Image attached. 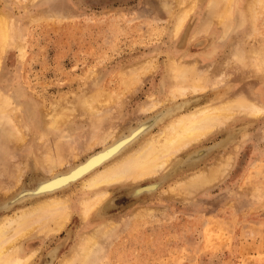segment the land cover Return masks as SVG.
I'll list each match as a JSON object with an SVG mask.
<instances>
[{"label": "rangeland", "instance_id": "rangeland-1", "mask_svg": "<svg viewBox=\"0 0 264 264\" xmlns=\"http://www.w3.org/2000/svg\"><path fill=\"white\" fill-rule=\"evenodd\" d=\"M197 1L191 20L175 37V21L170 15L175 0H0V11L11 16L16 29L15 42L2 55L0 88L3 94L15 99L16 107H21L24 125L17 124L18 130L23 126V133L14 131L23 134L20 144L19 140L15 143L16 138L9 140L12 138L5 135V126L0 128V208L16 202L13 198L21 187L51 175L45 169L43 153L59 135L66 138L62 143L67 154L76 150L73 152L79 155L77 163L95 151L100 152L114 139L103 140L90 149L94 135L102 132L105 137L114 131L116 136L141 119L170 109L171 95L176 92L171 93L175 86L166 68L168 60L185 59L192 63L197 58L198 70L207 76L204 90L194 93L191 89L186 93L188 97L174 100L191 102L183 113L246 95L264 105V77L248 73L245 76L233 69V56L239 47L247 52L252 48L264 50V9L255 22L233 23L228 33L216 22L205 31L211 0ZM239 7L235 9L236 15L241 13ZM98 94H112L113 103L98 106L99 112L90 114V118L80 112L66 121L62 130L49 129L51 135L39 137L46 125L44 110L52 113L62 100L70 98L72 102ZM150 98L156 99L153 103L166 105L159 104L151 111ZM145 107L143 115L140 110ZM91 118L99 122L90 124ZM170 119L158 123L151 134L159 136ZM137 144L122 153L127 154ZM205 147L209 149L207 156L196 164L177 168L171 165L172 169L169 167L140 183L146 187L163 179L154 192L146 190L137 198L128 194L135 187L130 182L113 185L108 198L111 208L100 215L82 216L79 201L87 192L82 187L87 176L70 184L59 193L72 204V218L67 226L48 235L40 234L38 228L23 241L25 250L37 251L31 264H49L48 255L55 250L57 255L52 263L58 264L83 235L99 229L100 247H96L93 261L101 264H264V113L258 117L236 114L180 153L177 160ZM227 157V170L202 186L190 187L191 179L204 171L206 175L213 170L214 173L220 159ZM71 163L55 171H65L75 164ZM21 209L17 206L7 214L12 216ZM3 215L0 211V217ZM106 224L111 229L107 230ZM52 226L54 223H50Z\"/></svg>", "mask_w": 264, "mask_h": 264}, {"label": "bare ground", "instance_id": "bare-ground-1", "mask_svg": "<svg viewBox=\"0 0 264 264\" xmlns=\"http://www.w3.org/2000/svg\"><path fill=\"white\" fill-rule=\"evenodd\" d=\"M197 2V0H175V9H173L170 14L171 17H174L175 21V37L178 36L186 28V25L191 20V13H193V10L196 9ZM240 5L242 8L239 7ZM169 6L167 8H169ZM237 7L241 9V13L239 15H236L235 12V9ZM208 8L210 12H208V15L206 14L207 16L205 15L207 17L206 21H208L206 22L207 26H205L204 28L205 31L206 29L208 30V28H210L211 23L214 24L216 22L223 29L224 33H228L227 31L231 29L233 23L236 24V22L238 21L245 24L255 22L256 18L259 17V15L262 13V10L264 9V0H211ZM33 18L35 19L34 21H37L35 17ZM14 24L15 22L13 23V19L11 18V16H9L6 12L0 11V66L2 62V55L5 52L6 47L10 46L15 42L13 40L14 30H16ZM234 54L235 55L232 56L233 60L234 57L236 58V68L233 67V69H237L239 73H242L245 76H247L246 74L248 73L249 75L254 77H264V50H261L259 48H252L250 51L247 52L244 47H239L237 52H235ZM193 61L192 63H188L185 61V59H171L167 62L168 64L166 68L168 69L172 79L174 80L175 86V91L171 90V93L176 92L174 93V95L170 94L171 97H173L172 99L170 98V102L173 101L170 103V109H168L167 111L166 109L164 111H158L150 117L146 115V118L141 120L139 119L140 121L138 120L139 122L137 123V125L131 127L127 131H119V133H117L116 129V136L114 134V131L111 133L108 132L110 134H107L105 137H102V132L98 133V136L94 135L93 137H91L92 139L90 138V149L96 146L97 144H100V142L103 140L105 142V140L111 139L112 137L114 138L113 141H111L110 143L108 142V144H106L100 152L97 153L95 151L94 153L88 155L85 160L78 161L77 163H75V160L79 158V155L77 154V152H73L76 150L72 151V149V152L67 154L68 149L66 150L65 146L62 143V139L65 137L64 135H59L58 138L54 139L51 142V145L47 146L43 153V161L46 171L50 172L48 174L51 175L47 178H39L38 180L34 179L32 185L21 187V191L13 198V200L16 202H12L11 204H8V206L5 205V208H0V211L5 214L0 217V264H31L36 256L37 251L29 252L25 250L23 246V241L32 234L36 233V230L38 228H40V234L48 235L49 233L51 234V231L53 233L55 231L56 233L67 226V224L72 218V204L70 199L66 198L64 194L59 193L63 192L70 184H72L76 180L87 176L86 179L82 181V187H84L87 192L85 193L86 195L82 198V201H79V207L82 216L85 218H89L93 214L100 215L105 210L111 208V202L108 198L110 195V188L113 185H120L130 182L135 187L130 189L128 194L137 198L140 197L146 190L151 189V192H154L160 187L159 185H161V180L163 179L160 180L161 183L159 181H152L146 187H144L142 184L140 185V183L146 179L157 177L163 171L169 169L171 165H173V168H177V166L184 165L191 166L201 161L207 156V151L209 149L208 147H205L196 150L195 152L190 154L186 159L177 160L179 154L185 151L189 146L201 141L210 132L225 124L227 120L234 117L238 113L249 114L254 117H258L259 115H262L264 113V105L261 104V102H257L258 100L253 99L247 95L241 96L239 98L229 97V99L222 100L217 104L208 105L205 108H197L190 112L183 113L189 108L191 102L186 101L184 103H178V101L174 102V100H176L179 96H181L182 98V96H185L187 91L191 89L194 93L199 91L201 92L206 88L205 86L207 83V76L202 74V72L198 70L199 60L197 61L196 58V61ZM224 62L226 63V60ZM150 64L152 63L150 62ZM135 81H137V79ZM112 92L114 94V91ZM101 96V94L100 96L98 94V96L93 98L91 96L89 97V99H87L86 96V99H73L72 102H69L70 98L68 101H66L67 99L62 101L60 100L61 103H59L57 106L54 105L56 107H53L52 113H49V111L44 110L43 112L45 114L46 125L45 128L42 127V132L39 137L43 139L47 138L48 135H51L52 132L48 134L49 129L57 131L62 130V127L65 125L66 121H68L74 115L79 116L80 112L82 113V115L86 116L87 118H90L91 115L93 116L95 113L97 114V112H99L100 109L98 106H102V104L110 102L111 104L113 103V101H111V96H113L112 94L110 97L108 95H104L105 97ZM14 100L12 97L3 94L0 88V128H4L5 126L7 129L5 135L8 133V136L12 138L9 140L12 141L13 138H16L14 140L15 143L16 140H19V143L17 144H20V142L23 143L24 141L22 136L23 134H19L21 131L23 133L24 125L20 113L21 107H16V105L14 104ZM155 100L151 101L152 105L150 104V102L148 103L149 105H151V108L149 107L151 111L152 109L159 108L161 104V106L166 105L165 102L153 103ZM121 105L119 107H121ZM142 109L140 111H142V113L144 112V115L146 112V107L144 108V111ZM87 115L90 116L88 117ZM87 118L86 120H89ZM93 118H95V116ZM93 118H91V121L89 122H91L90 124L96 125L97 121L99 122V120ZM168 119H170L171 122L167 124L164 129H161L159 136L151 134L153 128L158 125V123L162 124L160 122H164ZM13 124H15L14 127ZM17 124H22L23 126L20 125L19 127L18 125V127L20 128L18 130ZM12 127L14 129H12ZM16 130L19 131V135H17ZM14 131L16 132L14 133ZM25 131H28L27 128L25 129ZM96 131L100 132L101 129H97ZM20 136H22V138ZM136 143H139V145L137 144V147L133 148L131 151L129 150L127 154L122 153L125 149L134 147ZM70 155H73V157H69ZM71 162L75 163V166L73 165L70 167L69 165L70 168L65 171H55L59 167H63L67 164H72ZM22 166L24 167V165ZM216 166L212 167L216 168ZM229 166V157L224 158V160L220 159V162L218 163L217 169L214 173L213 168L211 169L213 171L208 172V175L205 174V171H202L203 174H198V176H195L188 183L190 187L193 186L194 188L202 186L208 183L209 180H212V177L214 178L215 175L217 176L218 173L227 170ZM180 189L182 190V188ZM180 194L183 195L184 193L181 192ZM178 195L179 194H177V196ZM5 196L7 197V195ZM17 200L19 201L18 204H16L18 202ZM17 206L22 207V209L14 215L9 216L7 213L9 211L14 210ZM150 212L151 211L149 209L148 213ZM50 223H54V227H50ZM106 225L108 226H106L107 230L111 229L109 227L110 225ZM91 231L83 235L80 243H77L78 245L74 249H72L71 252L67 251L68 255H65L64 258H61V260L58 261V264H101L100 262H94L93 256L95 254L96 247L98 245L100 247L99 242L102 232L100 231V229L94 230L92 232ZM56 255V250L48 255L51 259L49 264H53L52 262H54Z\"/></svg>", "mask_w": 264, "mask_h": 264}]
</instances>
